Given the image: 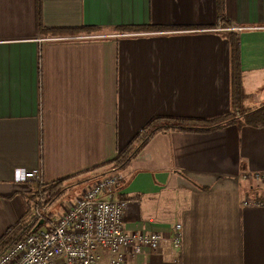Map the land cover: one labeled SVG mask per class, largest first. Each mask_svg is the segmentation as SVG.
<instances>
[{"label": "crops", "instance_id": "0c3cea01", "mask_svg": "<svg viewBox=\"0 0 264 264\" xmlns=\"http://www.w3.org/2000/svg\"><path fill=\"white\" fill-rule=\"evenodd\" d=\"M83 26L163 29L51 35ZM229 32L240 40L241 108L255 110L264 0H0V238L30 222L37 186L92 184L152 119L228 114ZM15 169L42 182L17 183ZM120 174L123 228L162 235L128 264H264V206L253 204L264 180L250 177L264 174V125L158 134Z\"/></svg>", "mask_w": 264, "mask_h": 264}, {"label": "built area", "instance_id": "2783aa9c", "mask_svg": "<svg viewBox=\"0 0 264 264\" xmlns=\"http://www.w3.org/2000/svg\"><path fill=\"white\" fill-rule=\"evenodd\" d=\"M234 31L241 29L233 26ZM122 36V35H117ZM107 35L80 36L79 39L105 38ZM39 170L15 169L14 181L42 182ZM264 180V174L250 175ZM120 172L113 171L95 179L69 207L23 240L0 254V264H128L143 250L156 252L162 241L159 233L128 232L123 219L129 202L114 198L122 184ZM264 206V200L253 201ZM32 223L42 224L46 207L30 206ZM173 246L180 248L181 226L174 227Z\"/></svg>", "mask_w": 264, "mask_h": 264}, {"label": "trees", "instance_id": "16d2710c", "mask_svg": "<svg viewBox=\"0 0 264 264\" xmlns=\"http://www.w3.org/2000/svg\"><path fill=\"white\" fill-rule=\"evenodd\" d=\"M220 16V15H219ZM223 23H225L223 21ZM226 24V23H225ZM163 28L158 27H115L105 29L102 27H89L83 26L79 29L70 30L68 32L53 33L57 37L70 36H83V35H104L106 32H150L161 31ZM44 30V29H43ZM227 41L230 49L231 59V111L225 116L219 119L212 120H200V119H171V118H154L145 128L141 129L135 138L129 143V145L122 150L111 162L103 165V167H109V172H121L134 160L150 142V140L161 133H200L210 132L221 127H225L231 124L237 126L242 125H264V104L259 108L246 109L241 108L242 91L240 89L239 82V67H240V40L238 33L229 32L226 34ZM106 173H104L105 175ZM58 182L54 186H37V192L28 201V207L33 203H36L38 207H51L56 201L62 199L65 192L60 190ZM30 213V212H29ZM31 214V213H30ZM52 211L45 212V220L42 224L32 223V215L29 221H21L14 226L10 227L0 238V254L7 248L23 240L31 232L44 227L47 221H50L53 217Z\"/></svg>", "mask_w": 264, "mask_h": 264}, {"label": "rangeland", "instance_id": "374dc122", "mask_svg": "<svg viewBox=\"0 0 264 264\" xmlns=\"http://www.w3.org/2000/svg\"><path fill=\"white\" fill-rule=\"evenodd\" d=\"M109 173H111V172H109ZM90 185L91 184H89V185H84V186H82V185H78L77 187H73V188H69V189H66V191H70V192H68V194H65V197H66V195L69 197L68 198V200L67 199H59L58 201H56L55 203H54V205H52L51 207H46L47 208V211H52L53 212V219L55 218V217H57L59 214H60V212L64 209V208H66V207H69L71 204H72V202L76 199V198H78L79 197V195L81 194V192L83 191V190H86L87 188H89L90 187Z\"/></svg>", "mask_w": 264, "mask_h": 264}]
</instances>
